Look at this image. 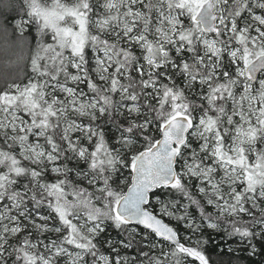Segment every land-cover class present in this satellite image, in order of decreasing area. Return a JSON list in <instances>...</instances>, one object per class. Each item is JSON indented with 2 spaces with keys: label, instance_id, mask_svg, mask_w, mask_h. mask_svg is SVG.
<instances>
[{
  "label": "snow or ice",
  "instance_id": "6c2138e0",
  "mask_svg": "<svg viewBox=\"0 0 264 264\" xmlns=\"http://www.w3.org/2000/svg\"><path fill=\"white\" fill-rule=\"evenodd\" d=\"M12 7L0 264H264V0Z\"/></svg>",
  "mask_w": 264,
  "mask_h": 264
},
{
  "label": "trees",
  "instance_id": "16d2710c",
  "mask_svg": "<svg viewBox=\"0 0 264 264\" xmlns=\"http://www.w3.org/2000/svg\"><path fill=\"white\" fill-rule=\"evenodd\" d=\"M15 4V0H0V19L10 18L14 15L13 5ZM4 44V36L2 32H0V46ZM10 69L6 68L3 64L2 59H0V73L9 71Z\"/></svg>",
  "mask_w": 264,
  "mask_h": 264
}]
</instances>
